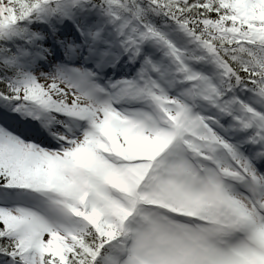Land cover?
<instances>
[{
  "label": "snow or ice",
  "instance_id": "1",
  "mask_svg": "<svg viewBox=\"0 0 264 264\" xmlns=\"http://www.w3.org/2000/svg\"><path fill=\"white\" fill-rule=\"evenodd\" d=\"M0 264H264V0H0Z\"/></svg>",
  "mask_w": 264,
  "mask_h": 264
}]
</instances>
